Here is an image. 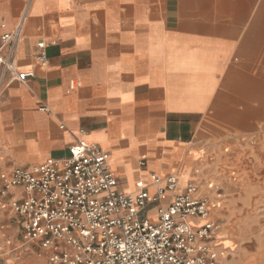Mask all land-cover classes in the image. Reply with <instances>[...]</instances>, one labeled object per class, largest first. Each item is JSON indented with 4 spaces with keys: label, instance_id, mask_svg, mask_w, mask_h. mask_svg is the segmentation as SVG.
I'll return each instance as SVG.
<instances>
[{
    "label": "crops",
    "instance_id": "obj_1",
    "mask_svg": "<svg viewBox=\"0 0 264 264\" xmlns=\"http://www.w3.org/2000/svg\"><path fill=\"white\" fill-rule=\"evenodd\" d=\"M141 2L0 0V37L24 18L14 58L19 71L34 74L24 84L9 83L7 74L0 80V176L61 163L82 141L108 154L119 193H132L142 181L153 194L151 176L175 175L174 193L191 178L201 182L193 170L201 155L194 137L224 86L217 83L204 110L182 105L192 94L182 81L168 83L159 56L152 60L150 36L162 21L137 13ZM40 42L44 65L36 59ZM127 165L133 167L131 189ZM187 171L189 178L179 179ZM174 193H166L165 204ZM20 196V189L0 196V264H8V250L22 240V220L9 208ZM41 251L49 261L52 251ZM27 264L43 260L31 257Z\"/></svg>",
    "mask_w": 264,
    "mask_h": 264
},
{
    "label": "built area",
    "instance_id": "obj_2",
    "mask_svg": "<svg viewBox=\"0 0 264 264\" xmlns=\"http://www.w3.org/2000/svg\"><path fill=\"white\" fill-rule=\"evenodd\" d=\"M23 22L0 37V80L7 74L9 83L34 77L14 58ZM37 49L44 65V43ZM0 180V196L22 191L9 208L22 220L23 242L52 251L50 264H219L208 200L192 183L174 193L175 175L151 176L153 194L142 181L119 193L108 154L80 141L61 163L16 168Z\"/></svg>",
    "mask_w": 264,
    "mask_h": 264
},
{
    "label": "rangeland",
    "instance_id": "obj_3",
    "mask_svg": "<svg viewBox=\"0 0 264 264\" xmlns=\"http://www.w3.org/2000/svg\"><path fill=\"white\" fill-rule=\"evenodd\" d=\"M140 1L142 8H137V13L141 10L151 21H162V30L206 35L201 30L177 29L172 16L177 0ZM241 34L230 41L237 45ZM247 52L240 65L244 75L256 78L253 87L244 88L237 99L226 87L215 95L227 96L223 111L226 113L227 108V118L233 121L220 119L222 115L216 116L210 109L204 113L205 124L194 137L201 155L193 170L201 176V182L190 181L210 205L219 264H264V51ZM240 57L235 54L232 60L236 62ZM185 174L189 178L187 171L179 174V179ZM18 245L8 250V264L20 263L19 258L27 264L31 257L50 264L37 244H25L20 239Z\"/></svg>",
    "mask_w": 264,
    "mask_h": 264
},
{
    "label": "bare ground",
    "instance_id": "obj_4",
    "mask_svg": "<svg viewBox=\"0 0 264 264\" xmlns=\"http://www.w3.org/2000/svg\"><path fill=\"white\" fill-rule=\"evenodd\" d=\"M172 16L177 29L206 32L196 36L159 29L150 36L149 54L152 60L159 56L168 83L182 81L192 94L183 106L204 110L219 82L234 99L244 88L253 87L256 78L244 75L240 64L247 51H264V0H177ZM241 32L234 45L230 39ZM235 54L241 55L236 62L232 60ZM225 97L217 96L212 107L216 116L222 115L220 119L233 121L227 118V108L226 113L223 111ZM125 169L131 189L133 167L127 165ZM180 178L186 180L188 175Z\"/></svg>",
    "mask_w": 264,
    "mask_h": 264
}]
</instances>
